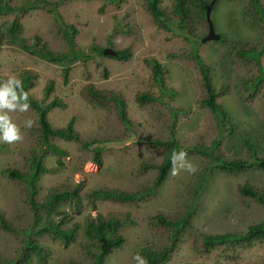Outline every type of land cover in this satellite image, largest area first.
I'll list each match as a JSON object with an SVG mask.
<instances>
[{
	"label": "rangeland",
	"instance_id": "rangeland-1",
	"mask_svg": "<svg viewBox=\"0 0 264 264\" xmlns=\"http://www.w3.org/2000/svg\"><path fill=\"white\" fill-rule=\"evenodd\" d=\"M45 1L61 22L76 28L75 46L86 57L71 64L68 82L64 83L59 65L31 55L17 44L0 45V77L15 76L20 80V72L29 71L33 85L27 89V94L34 99L44 98L47 82L53 81L52 91L45 100L58 98L64 107L52 109L48 120L53 128H60L74 117L78 134V140L72 141L52 138V142L66 152L61 158L63 165L57 164L55 155H46L47 168L57 170L40 176L35 198L43 199L51 188H78L80 206L75 208L70 200L58 206L70 216L62 226L81 225L84 215L95 217L99 213L117 220L119 225L114 234L123 237L124 243L111 251L103 264H136L134 255L147 244L165 246L170 241V231L151 228L148 216L162 213L177 218L188 202L195 175L206 164L203 157L187 153L186 160L197 168L195 174L181 168L172 175L171 168L153 195L135 202L100 199L92 202L89 199L88 193L100 188L124 192L141 190L156 177L154 168L141 172L140 163L157 165L161 162L160 149L151 147L148 140L168 138L170 115L166 108L156 104L139 106L135 101L136 93L148 91L162 98L168 108L180 110L175 117L174 131L182 148L195 144L210 146L219 138L216 154L219 151L226 160L247 159V143H251L254 154L261 157L264 153V87H258L253 98L250 97L252 92L246 89V81L258 75L257 67L251 61L233 57L230 47L233 41L258 46L263 42L264 29L246 13L248 0H216L211 20L221 37L204 42L201 38L207 34L206 21L191 25L192 33L182 30L177 23H167L168 28H163L146 8L147 0ZM6 2L16 6L24 0ZM38 3V7L18 15L22 36L31 44L36 37L41 38L52 50L60 51L65 43L54 14L47 7H41L43 1L38 0ZM171 5L172 0H158L166 16ZM14 14L0 16V26L11 21ZM106 47L116 51L127 49L130 55L118 60L94 51ZM195 50L208 67L214 88L218 92L226 88V93L217 98L225 115L222 127L215 123L209 109L197 103L205 92L200 73L190 59ZM151 58L165 70L163 88L167 91L151 79L148 62ZM260 62L264 68V52ZM85 85L122 99L130 120L126 130L112 101L89 99L83 92ZM13 103L14 108L2 109L0 114L9 115L22 139L12 143L0 141V215L10 228L20 229L29 220L28 190L25 182L11 178L7 171L24 169L25 157L32 150L41 151V145L37 114L30 108L21 111V106ZM29 119L33 121L30 128L25 126ZM2 136L0 128V138ZM92 140L96 143L89 150L81 147L82 142ZM96 147L102 149L100 165L93 159ZM245 185L264 197V170L256 167L226 173L214 169L190 218L191 226L179 234L169 258L161 264H264V240L236 249L218 246L210 253L203 252L202 247L200 251L194 248L195 239L199 242L204 235L244 234L251 225L264 220V203L240 194L239 189ZM38 240L46 248L43 264L92 263L80 227L67 245L45 234ZM18 244L19 237L12 230L0 232V264H8Z\"/></svg>",
	"mask_w": 264,
	"mask_h": 264
},
{
	"label": "trees",
	"instance_id": "trees-1",
	"mask_svg": "<svg viewBox=\"0 0 264 264\" xmlns=\"http://www.w3.org/2000/svg\"><path fill=\"white\" fill-rule=\"evenodd\" d=\"M41 7L48 8V11L54 14V9L49 8V3L45 0ZM63 0H57L62 2ZM212 0H172L171 9L169 15L166 16L164 12L158 6V0H147L146 8L149 10L154 20L158 22L163 28H168L167 23H176L182 30H190L191 25H197L200 22H205V6ZM56 2V3H57ZM38 0H24L22 4L11 6L6 0H0V16L7 14H14L11 21H7L0 26V45L17 44L25 52L34 55L40 59H43L49 63L59 65L61 68V77L64 83L68 82L70 66L73 62L80 59H85L84 55L76 48L73 36L77 33V30L72 25H67L61 20L55 17V24L60 30L61 38L64 40V47L60 51H54L50 46L43 42L41 38L36 37L34 43H27L22 36V23L18 19V15L24 14L31 8L38 7ZM246 13L256 21L260 23L264 29V4L262 0H248L246 7ZM200 21V22H199ZM43 42V43H42ZM233 57L240 61L253 62L258 70V75L254 78H250L246 81V89H249L252 93L250 97L253 98L254 91L258 87H264V68L261 66L260 57L264 52V39L258 46H251L249 43H242L240 41H233L230 47ZM99 55H102L101 49H94ZM116 56H110L114 59H127L130 55L129 50L123 49L117 51ZM192 62H194L198 73H200L203 89L205 95L202 99L198 100V105L205 107L211 111L214 116L215 123L222 127L225 123V115L217 102V98L226 93V88L223 87L218 92L211 84L209 77L208 67L202 60L199 53L195 50L190 56ZM151 66L152 81L163 88L164 79L163 75L165 70L160 63L151 58L149 61ZM23 91L27 93V89L33 85L32 76L29 71L20 72L19 74ZM0 81L7 82V79L1 78ZM89 85L84 86V93L89 96V99L93 101L106 100L112 101L116 108L117 115L121 124L126 130L130 125V120L126 116L124 103L122 99L116 94H110L106 91L104 94L102 91L97 92L91 90ZM13 90L16 91L17 96H20L21 87L13 84ZM53 88V81H48L44 91V98L34 99L27 94V102L29 108L37 114L39 143L41 145V151H31L24 161L26 167L24 169H13L7 171L11 178L19 179L25 182L28 190L29 207V220L25 227L17 229L11 226L0 215V232L4 230H12L17 237H19L20 245L14 249L13 256L9 259L8 264H43L46 260V248L38 240V237L42 235H48L55 240H58L61 244L67 245L76 236L77 229L80 227L86 238V246L89 247V252L92 257L91 264H103L106 256L113 250L119 248L124 243V238L116 236L113 231L112 219H108L105 215L97 214L95 217L88 215L83 216L81 225L79 223L73 224V226L63 227L70 216L62 212L58 206L66 201L74 203V207L80 206V199L78 196V188L70 190L65 188L60 190L58 188H51L50 191L44 196L43 199L37 200L35 198L37 193V181L42 174L48 172H54L56 167L48 169L44 163V159L47 154H52L57 157V164L63 165L62 157L66 154L65 150L58 147L52 142V138L56 137L66 141L78 140V134L74 128V117L70 118L64 127L53 128L48 120V113L54 108L64 107V104L58 98H53L46 102L45 98L51 93ZM167 91L166 88H163ZM171 91V90H170ZM105 92V91H104ZM96 99V100H95ZM136 103L143 107L147 104H156L169 111L171 124L169 126V135L167 139H154L148 140V144L153 148L160 149L161 162L156 164L152 163H140L141 172L148 171L151 168L156 170V177L152 183L134 192H124L118 189L100 188L92 190L88 193L91 201L106 200L111 202H135L137 200L144 199L155 193V190L166 180L169 171L173 167L171 157L173 152H179L184 150L188 154H196L203 157L206 164L195 175V182L188 191L187 204L183 211L177 218H171L163 215L162 213H154L148 216L147 222L151 228H164L170 231L169 243L165 246H159L158 244H147L146 247L140 250V255L144 256L148 260V264H161L169 258L171 251L173 250L179 234L191 226L190 218L199 200V196L204 190L208 177L214 169H219L226 173H237L248 168H260L264 170V153L261 157H257L254 152L251 143H247V149L249 155L247 159H235L226 160L223 158L219 151L216 154V150L219 147V138L212 141L210 146L193 145L182 148L178 140L175 138V124L176 116L179 109H170L164 104L162 98L155 96L150 92H137L135 95ZM18 105L25 103L24 100L17 99ZM101 104V103H99ZM102 105V104H101ZM114 108V109H115ZM230 129V128H229ZM96 143L95 140L91 142H82L81 147L84 150H89V147ZM93 159L100 165V155L102 149L96 147L94 150ZM241 195L249 196L258 199L264 203V197L252 190L250 186H243L239 189ZM264 240V220L258 224L251 225L244 234H221V235H204L198 242L194 241V248L197 251L199 247L203 248V252L210 253L214 248L218 246H228L230 249H236L237 246L247 247L254 241ZM94 248V249H93ZM72 264V263H68Z\"/></svg>",
	"mask_w": 264,
	"mask_h": 264
},
{
	"label": "clouds",
	"instance_id": "clouds-1",
	"mask_svg": "<svg viewBox=\"0 0 264 264\" xmlns=\"http://www.w3.org/2000/svg\"><path fill=\"white\" fill-rule=\"evenodd\" d=\"M215 1L216 0H214V3ZM213 5H212V8H213ZM210 17H211V12H210ZM207 32H208V24H207ZM106 48H110V47H106ZM102 55L109 56V57L112 56V55H105L103 53ZM13 84L21 87V92H20L19 97L17 96L16 91L13 90V87H12ZM27 97H28L27 93L23 91L21 80L17 79L15 76H9L6 83L3 81H0V110L5 109V108H8V109L14 108L15 104L13 103V101H16L17 99H21L25 101V103L21 105V111H27L29 108ZM32 125H33V121L31 119L25 122L26 127L30 128L32 127ZM0 128L3 129V136L2 138H0V141L12 143L15 141H20L22 139V136L20 132L18 131V127L14 123L11 122L9 115L6 113L0 114ZM186 156H187V153L184 150H180L179 152L172 153V157H171V161L173 165L172 171H171L172 175H176L178 173V170L181 168L186 169L190 174H195L197 172V168L186 160ZM133 259L136 261V264H148V260L144 256L140 255L139 253L135 254Z\"/></svg>",
	"mask_w": 264,
	"mask_h": 264
},
{
	"label": "water",
	"instance_id": "water-1",
	"mask_svg": "<svg viewBox=\"0 0 264 264\" xmlns=\"http://www.w3.org/2000/svg\"><path fill=\"white\" fill-rule=\"evenodd\" d=\"M214 3V0H212L209 4H207L205 6L206 8V11H205V16H206V21H207V24H208V32L207 34L201 39L202 42L204 41H208V40H217L220 38V35L217 34L214 30V26H213V23H212V20H211V17H210V12H211V9H212V5ZM102 53L105 54V55H113V56H116L117 55V51L111 49V48H104L102 50ZM119 225V222L117 220H115L113 222V231H116L117 227Z\"/></svg>",
	"mask_w": 264,
	"mask_h": 264
}]
</instances>
